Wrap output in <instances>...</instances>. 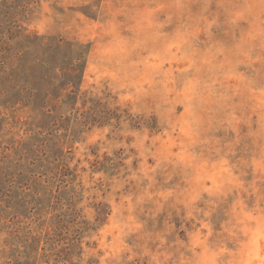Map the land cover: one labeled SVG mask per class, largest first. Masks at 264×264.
<instances>
[{"label": "rangeland", "instance_id": "374dc122", "mask_svg": "<svg viewBox=\"0 0 264 264\" xmlns=\"http://www.w3.org/2000/svg\"><path fill=\"white\" fill-rule=\"evenodd\" d=\"M0 264H264V0H0Z\"/></svg>", "mask_w": 264, "mask_h": 264}]
</instances>
